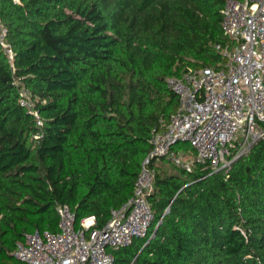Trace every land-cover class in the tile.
<instances>
[{
  "label": "trees",
  "instance_id": "16d2710c",
  "mask_svg": "<svg viewBox=\"0 0 264 264\" xmlns=\"http://www.w3.org/2000/svg\"><path fill=\"white\" fill-rule=\"evenodd\" d=\"M227 1L0 0L15 52L13 68L0 45V264H27L18 242L58 232V206L102 229L130 201L153 133L179 107L168 78L225 62ZM160 165L149 236L114 264H264V140L229 170Z\"/></svg>",
  "mask_w": 264,
  "mask_h": 264
},
{
  "label": "built area",
  "instance_id": "2783aa9c",
  "mask_svg": "<svg viewBox=\"0 0 264 264\" xmlns=\"http://www.w3.org/2000/svg\"><path fill=\"white\" fill-rule=\"evenodd\" d=\"M222 15L223 32L231 44H216L215 50L225 62L221 68L188 67L182 76L168 78L179 107L169 123L153 133L152 150L130 201L113 210L102 229L95 217L78 227L76 214L68 206H58L59 231L26 234L17 244V259L27 264H114L115 251L149 236L154 211L148 195L154 189L156 164L166 160L189 173L197 164L212 173L229 170L264 140V0H228ZM6 38L0 18V45L14 68L15 52ZM20 104L43 127L36 101L24 85ZM181 144L189 146L188 153L175 149Z\"/></svg>",
  "mask_w": 264,
  "mask_h": 264
},
{
  "label": "rangeland",
  "instance_id": "374dc122",
  "mask_svg": "<svg viewBox=\"0 0 264 264\" xmlns=\"http://www.w3.org/2000/svg\"><path fill=\"white\" fill-rule=\"evenodd\" d=\"M192 156V155H191ZM193 157V156H192ZM160 168L164 171H167V172H175L176 168L173 167L171 164H168V163H165V162H162L161 165H160Z\"/></svg>",
  "mask_w": 264,
  "mask_h": 264
},
{
  "label": "crops",
  "instance_id": "0c3cea01",
  "mask_svg": "<svg viewBox=\"0 0 264 264\" xmlns=\"http://www.w3.org/2000/svg\"><path fill=\"white\" fill-rule=\"evenodd\" d=\"M177 150H182V149H177ZM182 151H184L185 153H188L189 152V149L186 151V149H183ZM161 164V162L159 163V165Z\"/></svg>",
  "mask_w": 264,
  "mask_h": 264
}]
</instances>
